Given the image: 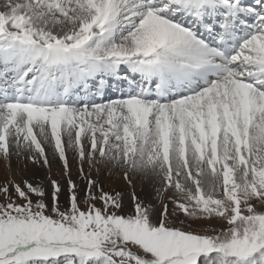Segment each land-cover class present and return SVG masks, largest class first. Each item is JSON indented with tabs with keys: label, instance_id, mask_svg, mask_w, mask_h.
Segmentation results:
<instances>
[{
	"label": "snow or ice",
	"instance_id": "obj_1",
	"mask_svg": "<svg viewBox=\"0 0 264 264\" xmlns=\"http://www.w3.org/2000/svg\"><path fill=\"white\" fill-rule=\"evenodd\" d=\"M0 158V264H264V0H0Z\"/></svg>",
	"mask_w": 264,
	"mask_h": 264
},
{
	"label": "rangeland",
	"instance_id": "obj_2",
	"mask_svg": "<svg viewBox=\"0 0 264 264\" xmlns=\"http://www.w3.org/2000/svg\"><path fill=\"white\" fill-rule=\"evenodd\" d=\"M29 166H33L34 168L33 172L30 171ZM11 169L13 173L17 174V178H19V176L22 175L26 179L34 180V181L43 180L47 177L48 174L47 169H45L41 165L38 164L34 165L27 161H19L15 157L11 161ZM7 170H8V163L4 161L3 158H0V177L6 174ZM53 171H56L55 164L53 165ZM101 179L108 187L115 188L117 190H123L125 193L130 191L129 187L118 175L109 177L108 173H104V175L101 176ZM136 192L137 194L145 195L150 192V188L146 184L142 185L138 181L136 185Z\"/></svg>",
	"mask_w": 264,
	"mask_h": 264
},
{
	"label": "bare ground",
	"instance_id": "obj_3",
	"mask_svg": "<svg viewBox=\"0 0 264 264\" xmlns=\"http://www.w3.org/2000/svg\"><path fill=\"white\" fill-rule=\"evenodd\" d=\"M29 168H30V171H34V168H33V166H29Z\"/></svg>",
	"mask_w": 264,
	"mask_h": 264
}]
</instances>
